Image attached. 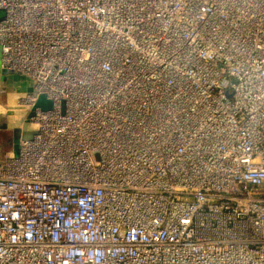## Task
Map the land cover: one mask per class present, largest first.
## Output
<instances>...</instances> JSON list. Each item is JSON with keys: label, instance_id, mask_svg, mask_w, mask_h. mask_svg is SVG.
<instances>
[{"label": "built area", "instance_id": "1", "mask_svg": "<svg viewBox=\"0 0 264 264\" xmlns=\"http://www.w3.org/2000/svg\"><path fill=\"white\" fill-rule=\"evenodd\" d=\"M33 81L0 170V264H264V0H0Z\"/></svg>", "mask_w": 264, "mask_h": 264}, {"label": "water", "instance_id": "2", "mask_svg": "<svg viewBox=\"0 0 264 264\" xmlns=\"http://www.w3.org/2000/svg\"><path fill=\"white\" fill-rule=\"evenodd\" d=\"M5 16V11L0 9V20ZM1 50V47H0ZM0 91L12 95L11 102L4 106L8 109L6 115L1 116L0 129L9 132L5 140L9 142L11 149L6 158L16 157L19 153L20 141L30 139L36 132V127L30 123V118L35 115V110L45 111L50 109L51 102L44 95H38L33 106H23L19 100L32 93L33 81L26 76L0 66Z\"/></svg>", "mask_w": 264, "mask_h": 264}, {"label": "rangeland", "instance_id": "3", "mask_svg": "<svg viewBox=\"0 0 264 264\" xmlns=\"http://www.w3.org/2000/svg\"><path fill=\"white\" fill-rule=\"evenodd\" d=\"M12 95L3 93L0 91V105H4L7 102H11ZM0 115V121H1ZM9 132H6V130L0 129V170L5 164L6 161V154L10 151L11 146L8 141L5 140V137H8Z\"/></svg>", "mask_w": 264, "mask_h": 264}, {"label": "clouds", "instance_id": "4", "mask_svg": "<svg viewBox=\"0 0 264 264\" xmlns=\"http://www.w3.org/2000/svg\"><path fill=\"white\" fill-rule=\"evenodd\" d=\"M12 95L15 96V94ZM7 111L8 109L4 105H0V115H6Z\"/></svg>", "mask_w": 264, "mask_h": 264}]
</instances>
